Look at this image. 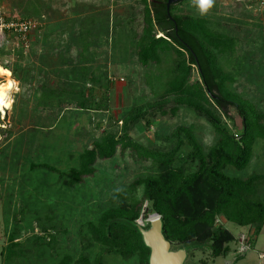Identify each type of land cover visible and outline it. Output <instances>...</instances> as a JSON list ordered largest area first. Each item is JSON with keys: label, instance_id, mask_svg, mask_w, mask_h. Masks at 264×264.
Segmentation results:
<instances>
[{"label": "rangeland", "instance_id": "374dc122", "mask_svg": "<svg viewBox=\"0 0 264 264\" xmlns=\"http://www.w3.org/2000/svg\"><path fill=\"white\" fill-rule=\"evenodd\" d=\"M0 5L4 24H35L28 42L5 31L8 43L0 46V63L13 72L8 69L6 76L0 65V87L7 94L10 87L4 78L15 82L0 105V121L6 119L5 126L0 125V264H6L1 252L13 234L21 256L8 264H46L48 257L54 264L83 253L85 225L106 210L138 201L143 187L133 185L158 175L152 162L119 150L112 160L98 161L96 174L81 185L68 183L69 172L86 149L108 134L121 135L128 112L157 101L165 92L176 56H163L159 66L140 65L135 45L143 30L142 0H0ZM175 14L207 18L214 32L236 41L233 52L219 57L220 67L234 79L231 90L264 113V15L224 6L220 0L204 16L193 0H184ZM196 79L194 71L191 82ZM84 99L92 100L87 105L91 110L78 108ZM229 114L233 123L227 126L238 135L241 119L233 109ZM178 127H193L205 151L217 143L210 123L186 108L175 117L157 116L149 131L144 123L138 124L130 137L147 150L168 151L175 146L172 134ZM254 174L264 175V141L256 144L245 171H227L240 179ZM151 217L141 219V225L147 228ZM39 224L55 227L49 255L38 251L40 243L35 245ZM217 225L236 238L230 253L214 259L208 248L195 249L188 264H264V229L254 246L241 253L238 242L253 229L223 218ZM90 254L102 255L105 264H136L99 247Z\"/></svg>", "mask_w": 264, "mask_h": 264}, {"label": "trees", "instance_id": "16d2710c", "mask_svg": "<svg viewBox=\"0 0 264 264\" xmlns=\"http://www.w3.org/2000/svg\"><path fill=\"white\" fill-rule=\"evenodd\" d=\"M142 1L143 30L135 45L138 61L143 67L159 66L163 56L172 53L176 56L173 75L157 101L127 113L121 122V135L108 134L79 156L77 168L69 172L68 183L70 187L81 185L96 174L98 161L112 160L119 150L131 151L140 160L152 162L159 173L133 185V189L143 187L138 201L106 210L85 225L83 253L76 258L65 256L54 264H105L102 255L94 258L90 254L94 247L125 262L148 264L150 252L132 224L154 215L161 218L163 235L174 250L189 246L197 250L208 248L214 259L227 256L230 245L236 242L230 231L217 225L218 218L253 229L246 237L250 247L264 229V198H260L264 193V175L254 174L247 179L227 175L229 169L245 171L256 144L264 141V113L231 90L234 79L219 64L220 56L234 51L236 41L214 32L207 18L176 15L180 4L168 10V0ZM0 65L9 76L7 71L12 70ZM194 71L197 79L191 82ZM4 79L11 82L7 99L15 82L9 77ZM88 103L92 100L84 99L78 108L91 110ZM180 108L193 111L210 123L218 140L209 151L198 143L193 127H178L172 134L175 146L168 151L147 150L131 139L130 133L138 124L144 123L149 131L157 116L175 117ZM230 109L236 111L242 122L238 135L227 126L233 123ZM5 120L0 125L5 126ZM186 150L188 154L184 156ZM146 204L148 208H144ZM54 228L39 224L35 230V245H41L38 251L46 250L49 255L54 249ZM16 237L11 235L9 247L1 252L6 264L21 256ZM51 260L48 257L46 262Z\"/></svg>", "mask_w": 264, "mask_h": 264}, {"label": "water", "instance_id": "95a60500", "mask_svg": "<svg viewBox=\"0 0 264 264\" xmlns=\"http://www.w3.org/2000/svg\"><path fill=\"white\" fill-rule=\"evenodd\" d=\"M184 0H168L167 8L178 5ZM141 235L144 246L149 250L148 264H187L189 252L194 250V247H184L173 249V246L168 242L163 235V222L161 218L154 215L150 218L148 227L141 225V221L132 224Z\"/></svg>", "mask_w": 264, "mask_h": 264}, {"label": "built area", "instance_id": "2783aa9c", "mask_svg": "<svg viewBox=\"0 0 264 264\" xmlns=\"http://www.w3.org/2000/svg\"><path fill=\"white\" fill-rule=\"evenodd\" d=\"M224 6L238 7L244 12H251L252 14L264 15V0H220ZM1 13V5H0ZM35 24L31 21H21L18 23L4 24L3 19L0 17V46L5 45L7 42L5 31L14 32L20 39L21 43H26L28 36L34 29ZM247 238L243 237L242 241L238 242V251L244 253L249 250Z\"/></svg>", "mask_w": 264, "mask_h": 264}, {"label": "clouds", "instance_id": "9594fccd", "mask_svg": "<svg viewBox=\"0 0 264 264\" xmlns=\"http://www.w3.org/2000/svg\"><path fill=\"white\" fill-rule=\"evenodd\" d=\"M194 6L198 10L200 16L206 15L214 6L215 0H193ZM11 86V82H9ZM9 86V87H10ZM6 99V89L0 87V105H3Z\"/></svg>", "mask_w": 264, "mask_h": 264}, {"label": "crops", "instance_id": "0c3cea01", "mask_svg": "<svg viewBox=\"0 0 264 264\" xmlns=\"http://www.w3.org/2000/svg\"><path fill=\"white\" fill-rule=\"evenodd\" d=\"M261 236V235H260Z\"/></svg>", "mask_w": 264, "mask_h": 264}, {"label": "snow or ice", "instance_id": "6c2138e0", "mask_svg": "<svg viewBox=\"0 0 264 264\" xmlns=\"http://www.w3.org/2000/svg\"><path fill=\"white\" fill-rule=\"evenodd\" d=\"M10 86V85H9Z\"/></svg>", "mask_w": 264, "mask_h": 264}]
</instances>
